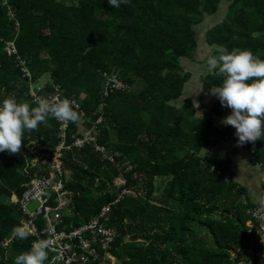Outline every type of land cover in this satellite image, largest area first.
Instances as JSON below:
<instances>
[{"label":"trees","instance_id":"16d2710c","mask_svg":"<svg viewBox=\"0 0 264 264\" xmlns=\"http://www.w3.org/2000/svg\"><path fill=\"white\" fill-rule=\"evenodd\" d=\"M223 2L229 3L226 19L206 29L201 41L212 55L224 46L264 59V0H129L119 8L107 0H8L18 29L8 6L0 4V101L14 96L36 106L30 84L49 75L45 91L60 87L62 99L77 101L84 112L82 123L70 122L66 144L79 129L103 120L95 142L114 161L102 159L92 144L63 153L70 193L63 219L75 228L110 207L106 226L117 230L111 250L117 264H239L249 260L250 248L264 251L247 229L257 205L246 202V190L233 182L230 159L207 160L202 153L236 141L232 126L215 123L220 102L203 119L191 100L172 105L192 78L181 59L196 58L204 20ZM9 41L26 60L32 81L5 51ZM104 74H115L127 88L104 97ZM199 82L203 97L222 77L207 73ZM57 126L50 118L25 132L19 153L0 152V239L21 226L12 196L21 200L31 179L46 173L33 166L30 149L42 146V154L51 156ZM245 147L255 165H264V138ZM118 178L124 184L117 186ZM33 241L29 235L10 250L0 248V264H14Z\"/></svg>","mask_w":264,"mask_h":264},{"label":"built area","instance_id":"2783aa9c","mask_svg":"<svg viewBox=\"0 0 264 264\" xmlns=\"http://www.w3.org/2000/svg\"><path fill=\"white\" fill-rule=\"evenodd\" d=\"M1 5L8 6V17L15 20V14L12 7L8 5V0H0ZM16 29L19 23L15 20ZM5 51L8 56H16L18 67L24 79L32 81L31 73L27 67L25 59L18 55L15 42L6 43ZM106 79L103 85V96L125 90L127 87L117 78L115 74H104ZM62 91L58 86H52V91L46 92L45 88L41 89L32 83L29 88V95L33 104H37L41 98L58 97L62 99ZM78 105V111L81 115L80 123L84 120V112L81 110L77 101L69 99ZM104 103L100 108H104ZM57 126L58 144L53 150L51 156L42 154L44 147L38 146L39 151L30 149L35 153V159L32 161L33 166L41 165L40 170L46 171L41 175H36L26 185L20 204L22 215L21 226H27L30 235L34 241L39 239H49L50 247L48 255H51L50 264H117L116 259L111 255L117 241V230L107 225L110 216V207L104 206L99 214L89 221L82 223L78 227H73L72 223L64 222V212L69 211L70 193L65 191L64 174L67 172L63 168V153L71 148L79 149L85 144H92L96 152L101 153L102 159L114 161L113 156L107 153L104 146L96 144L97 125L102 123V119L94 122L89 129H79L75 134L70 136L71 143L66 144V136L70 131V122L64 124L55 120ZM35 145V143H33ZM41 152V153H40ZM120 184H124L122 178L117 179ZM38 203V208L34 211L29 210L32 203ZM68 213V212H67ZM251 220L247 224V229L257 238L256 248L264 247V211L257 205L249 211ZM19 238L12 235L0 239V248L9 250ZM33 243V242H32ZM253 248L248 250L249 260L239 264H264V252L257 251ZM258 260L254 263L255 259ZM8 264V263H5Z\"/></svg>","mask_w":264,"mask_h":264},{"label":"clouds","instance_id":"9594fccd","mask_svg":"<svg viewBox=\"0 0 264 264\" xmlns=\"http://www.w3.org/2000/svg\"><path fill=\"white\" fill-rule=\"evenodd\" d=\"M129 0H107L111 7L119 8ZM207 71L222 77V83L209 92L222 107L229 108L230 114L220 123L232 126L238 145L255 143L264 138V59L254 55L249 49L216 46V54L206 59ZM202 91V86H201ZM78 105L73 101L58 97L41 98L36 106L27 101H17L14 96H6L0 101V152L17 154L22 147L25 132L47 125L50 118L67 124L81 119ZM200 114V119L203 115ZM206 154V150H205ZM264 211V196L258 199ZM30 235L27 226H15L12 236L21 240ZM49 239L33 241L30 250L18 254L14 264H44L48 259Z\"/></svg>","mask_w":264,"mask_h":264},{"label":"crops","instance_id":"0c3cea01","mask_svg":"<svg viewBox=\"0 0 264 264\" xmlns=\"http://www.w3.org/2000/svg\"><path fill=\"white\" fill-rule=\"evenodd\" d=\"M207 25L208 23L206 24V26ZM206 29L208 28L206 27L205 30ZM199 38H200L199 47L196 53V58L194 60L187 59V58H183V60L181 59V64L183 66V69L186 72H190L192 74V78L189 84L192 82L195 83L199 81L201 79V76H204L207 73H209L207 71L206 65L204 64L206 63L207 57L211 54V48L208 46V44L204 43V41H201L203 37L199 36ZM205 47L206 49H204ZM204 57L205 59H203V62H201L200 59ZM184 63H187V64L184 65ZM190 64H194L195 66H191ZM189 84L186 85L185 91H184V94L181 100H179L178 102L172 103L173 106H175V104L178 103L180 104L179 108H181L186 100H191L193 104L195 105L197 116L200 117L199 113L204 115L210 110L211 107H213L217 102H219V100L215 96H212L210 93L201 97L203 88L201 91V85L199 84H198L199 89L197 90V93L195 90V93H194L195 97H194L192 94L189 93L191 89L190 87L191 84L190 85ZM197 106L199 107L197 108ZM230 112L231 110L229 108L223 107L222 113H220V115L215 117V123L218 126L226 127V125L221 124L220 121L224 117H226L228 114H230ZM233 133L235 135L234 128H233ZM237 139L238 138L235 136V140H236L235 142L225 143L219 147L205 148L203 149L202 153L207 160L230 159L231 169L233 171V177H232L233 182H236L240 186V188H243L246 190V194L244 196L246 202H249L252 205H259L257 202L258 199L261 196H264V165H261V164L255 165L253 162V157L251 156L248 148L245 147L247 146V143L243 145H238ZM205 150H206V154H205ZM19 201L20 200L14 195L12 196L10 200V202L14 204H18ZM18 205H19V212H20V204ZM21 222H22V215H21ZM51 258L52 256L50 255V259L46 260L44 264H50Z\"/></svg>","mask_w":264,"mask_h":264},{"label":"rangeland","instance_id":"374dc122","mask_svg":"<svg viewBox=\"0 0 264 264\" xmlns=\"http://www.w3.org/2000/svg\"><path fill=\"white\" fill-rule=\"evenodd\" d=\"M73 1H77V0H73ZM229 11V3H226V2H223L222 3V5H220V7H219V10H218V12H216V14H214V15H212V16H209V17H206L207 19H205L204 20V23H206V21L208 22V25L207 26H205V27H203L204 29H202V31H201V33L202 34H200V36L201 37H203V38H205V33H206V30H205V28L207 27V28H209L210 26H212V25H214V24H218V23H220V22H223L225 19H226V14H227V12ZM204 49H206V47L204 48ZM207 56H208V54H207ZM203 59H205V57L204 58H201L200 59V61L201 62H203ZM182 60H183V58H182ZM185 64H187V63H184V65ZM191 66H195L194 64H190ZM204 65H206V63L204 64ZM207 67V66H206ZM204 68V67H203ZM187 70V69H186ZM190 70V69H189ZM49 80V75H45V76H43V79L41 80V83L42 84H39L38 86H39V88H41V89H44L45 88V85L43 84V83H46L47 81ZM195 82V81H194ZM189 84V83H188ZM192 86H191V85ZM189 85H190V87H191V89H190V94H192L194 97H195V90H196V93H197V90L199 89V85H200V82L199 81H197V82H195V83H190ZM199 84V85H198ZM194 85V86H193ZM192 96V97H193ZM175 107H177V108H179L180 107V104H175ZM199 106H197V108H198ZM34 159H35V157H34ZM33 159V160H34ZM234 183H236V182H234ZM115 184L117 185V186H120V183L118 182V180H115ZM155 186H156V188H159V186H160V181L157 179L156 180V183H155ZM160 195H161V193L159 192H157V194H156V198H159L160 197ZM38 208V203H36V202H34V203H32L30 206H29V210L30 211H34V210H36ZM201 235H202V233H201ZM250 250V249H249Z\"/></svg>","mask_w":264,"mask_h":264}]
</instances>
